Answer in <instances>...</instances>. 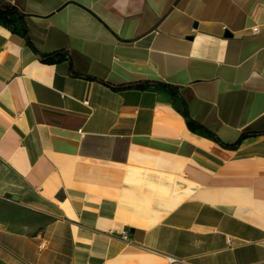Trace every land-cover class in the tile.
Listing matches in <instances>:
<instances>
[{"label":"crops","instance_id":"obj_1","mask_svg":"<svg viewBox=\"0 0 264 264\" xmlns=\"http://www.w3.org/2000/svg\"><path fill=\"white\" fill-rule=\"evenodd\" d=\"M0 4V264H264V0Z\"/></svg>","mask_w":264,"mask_h":264},{"label":"trees","instance_id":"obj_2","mask_svg":"<svg viewBox=\"0 0 264 264\" xmlns=\"http://www.w3.org/2000/svg\"><path fill=\"white\" fill-rule=\"evenodd\" d=\"M9 7V11H7V8ZM0 25L11 29V31H17L19 30L24 36L27 35V27H26V23L24 21V17L18 13L14 8L7 6V5H3L0 4ZM40 59L42 62L44 63H54V62H59L61 60L64 59V57H68L67 53H57V54H51V55H39ZM146 84L148 83H144L142 85L138 84V85H129L127 87H144ZM155 88L164 92L169 93L173 98H175L182 106L183 109V115L185 116V118L187 119L188 125L191 126L193 128V130L199 134H202L204 136L207 137H211L213 139H216V137L209 133L204 127H202L199 124H196L194 121H192L190 119V117L188 116V112L186 109L185 104L182 102V99L180 98V94L177 88H174L170 85H166L164 83H153ZM257 134L255 133H245L243 135H241L239 141L237 143H235L234 145H232V148H236L239 144V142H241L242 140L249 138V137H253L256 136Z\"/></svg>","mask_w":264,"mask_h":264},{"label":"built area","instance_id":"obj_3","mask_svg":"<svg viewBox=\"0 0 264 264\" xmlns=\"http://www.w3.org/2000/svg\"><path fill=\"white\" fill-rule=\"evenodd\" d=\"M254 32H257V29L254 30ZM81 135H83L81 132H80ZM122 239L127 241L128 240V233L125 232L123 233L122 235ZM229 242V245H230V241ZM47 247V244L45 241H42L39 245H38V252L41 253L43 252ZM168 264H188L185 260H181V259H176V258H168Z\"/></svg>","mask_w":264,"mask_h":264},{"label":"water","instance_id":"obj_4","mask_svg":"<svg viewBox=\"0 0 264 264\" xmlns=\"http://www.w3.org/2000/svg\"><path fill=\"white\" fill-rule=\"evenodd\" d=\"M10 9H9V7L7 8V11H9ZM225 37H227V38H230L231 37V35H230V33H228V32H226L225 33ZM190 40H193V38H191ZM15 199H16V197H15ZM17 200V199H16Z\"/></svg>","mask_w":264,"mask_h":264}]
</instances>
